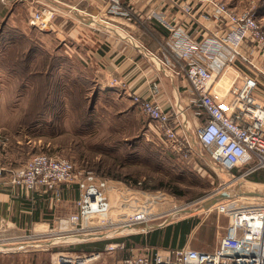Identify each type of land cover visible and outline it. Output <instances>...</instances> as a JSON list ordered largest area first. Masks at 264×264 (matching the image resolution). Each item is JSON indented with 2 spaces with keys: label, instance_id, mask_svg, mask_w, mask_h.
I'll use <instances>...</instances> for the list:
<instances>
[{
  "label": "built area",
  "instance_id": "obj_1",
  "mask_svg": "<svg viewBox=\"0 0 264 264\" xmlns=\"http://www.w3.org/2000/svg\"><path fill=\"white\" fill-rule=\"evenodd\" d=\"M105 1L108 13L128 16L121 0ZM161 4L179 5L198 32V36H193L188 31V20H167L157 7L160 4L148 11L147 17L168 31L162 48L177 65L175 72L184 75L194 92L193 114L198 123L194 127L183 107H162L155 99L160 92L158 81H152L146 94L132 93V101L155 122L164 142L184 156L193 150L187 134L193 128L194 139L220 170L229 173L238 165L249 164L246 174L264 168V98L258 93L264 79L263 26L251 8L237 10L222 0H161ZM194 6L201 8L200 14L195 15ZM55 13L54 7L41 4L31 11L29 23L39 30L48 29ZM158 60L170 66L165 58ZM229 68L235 70V76L227 88H214L216 74ZM6 139L0 138V148ZM4 171L0 165V184ZM8 173L9 182L22 191L41 188L50 192L55 201L60 200L61 184L77 187L75 211L58 217L54 228L35 234V239L45 238L43 241L88 234L114 238L142 233L168 222L151 227H147L148 223L184 207L163 190L133 192L126 186L127 192H120L110 180L91 170L76 169L71 160L62 156L33 154L23 164L10 167ZM117 190L119 194H114ZM207 210L227 217L213 250L181 246L154 253L133 252L116 264H264V196L234 195L229 200L216 201ZM118 245L121 244L108 242L104 248ZM18 249L24 248H14ZM100 255L101 251H58L55 262L90 264Z\"/></svg>",
  "mask_w": 264,
  "mask_h": 264
},
{
  "label": "rangeland",
  "instance_id": "obj_2",
  "mask_svg": "<svg viewBox=\"0 0 264 264\" xmlns=\"http://www.w3.org/2000/svg\"><path fill=\"white\" fill-rule=\"evenodd\" d=\"M222 1L237 10L251 8L264 28V0ZM3 13L4 11L0 12V17ZM2 21L11 26L10 18H0V22ZM48 29L39 30L32 25H27L21 28L24 32L22 35L8 29L1 33L0 44L6 49L12 41L20 40L22 58H28L26 52L30 45L40 48L43 55L45 50L49 51L44 45L48 49L59 46L58 39L49 31L47 32ZM22 60L20 71L24 74L20 77L12 72L14 68L11 66H7L6 63L0 64V138L7 137L6 142L10 141L11 144L20 147L18 156L16 154L20 162L16 161L15 166L23 164L27 158L37 153L62 156L71 160L76 169L91 170L96 175L110 180L109 183L120 188V192L126 193V186L128 191L133 192L163 190L174 197L176 204L185 207L180 208L182 211H176L179 209L177 208L173 214L149 223V225H155L167 218L170 220L168 223L139 234L145 238L144 242L148 246L140 252L154 253L158 250H173L181 246L211 251L216 247L219 236L224 231L227 217L220 213L209 212L207 209L210 205L207 206L206 200L221 193H225L226 197L220 200H229L234 195H248L243 193L247 191L259 192L249 196H264V168L244 174L250 168L248 164L238 165L229 173L224 172L213 166L207 151L199 144L196 145L200 146L201 154L187 152L184 156L173 150L169 143L164 142L155 122L151 121L140 107L132 113L131 120L127 119L123 111L128 104H131L130 97L126 95L124 98L127 105L123 102L122 107L117 106L115 99L102 95L96 84L93 85L88 81L89 83L85 85L74 75L70 77L82 87L85 100L81 102L79 98L75 99L74 95L71 96V103L68 99H56L52 103L54 113L46 117L47 100L31 97L32 90H35L33 88L35 82L27 81L31 68L26 59ZM229 69V75L235 74L232 68ZM218 78L219 75L215 77V80ZM261 82L258 93L264 98V79ZM103 98L109 103L104 104ZM118 114L123 115L122 125L115 123L112 119ZM196 123H198L197 119L194 127ZM187 134L190 140L194 141L193 128L187 131ZM242 175L245 177H241L240 180L250 183L242 185L243 183L239 181L229 182ZM157 181L167 188H177L181 194L175 195L165 188L141 187L143 182L151 187L156 185ZM259 185L262 188H259L261 187ZM117 192L118 190L113 191L114 194H119ZM71 205L73 208L76 207L75 200ZM66 206L67 203L64 201L59 208H66ZM189 209L191 211L187 212L186 210ZM181 225L185 231L177 234L176 231ZM55 226H57L56 221L48 227L32 225L21 231L14 229L17 232L15 234H13V228H6L4 235L6 237L18 235V239L25 243L41 242L45 238L35 239V234L48 231ZM14 239H6L4 240L6 242L2 244L8 247L19 245L17 239ZM73 244L77 243L34 248L29 245V252L26 253L12 252L13 247L8 250L0 249V264H56L55 253L58 251L84 252L72 249ZM104 251L105 248L101 251V255L90 264H113L115 260L110 253L108 260H103Z\"/></svg>",
  "mask_w": 264,
  "mask_h": 264
},
{
  "label": "crops",
  "instance_id": "obj_3",
  "mask_svg": "<svg viewBox=\"0 0 264 264\" xmlns=\"http://www.w3.org/2000/svg\"><path fill=\"white\" fill-rule=\"evenodd\" d=\"M121 1L128 16L108 13L105 0H0V12L4 11L0 18H10L12 27L25 28L30 25L29 16L33 8L44 3L49 4L56 9V13L47 32L58 39L59 46L51 49L46 45L44 47L62 57L71 75L85 85L89 82L96 84L102 95L115 99L117 106L123 104L127 95L131 104L127 105L124 102L127 105L125 110L131 108L133 112L139 109V105L132 101L131 94H146L152 81H158L160 92L155 99L165 109L183 107L189 121L195 124L194 92L184 75L175 72L177 65L173 64L169 53L162 48V44L167 40L168 31L154 19L148 18L147 14L150 9L160 4L157 7L163 11L167 20L176 23L188 20L191 22L188 31L193 36H198L194 21L177 4L164 6L161 0ZM199 12L201 13V8L194 6L195 15L200 14ZM149 51L153 52V55L148 54ZM154 54L168 60L170 66L161 64ZM235 65L241 67L239 63ZM229 70L216 74L219 78L214 80V88L220 91L227 88L235 76L229 75ZM190 141L192 153L201 154L200 146L196 145L199 143L195 139ZM9 144L10 141L6 147L0 148V165L5 168L4 178L0 184V245L6 242L4 240L14 238L19 244L25 243L18 239V235L6 237L5 229L13 228L15 234L17 232L14 229L21 231L32 225L48 227L58 217L75 211L76 207L73 208L71 204L78 196L77 187L69 184H61L60 201H55L50 192L41 188L22 191L12 185L9 182L8 170L15 167L16 161L20 162L17 159L20 147ZM241 177L243 175L229 182L239 181L243 183L242 185L250 183L240 180ZM64 201L67 203L66 208H59ZM139 234L141 233L114 237L124 239L115 241L121 244L117 248L105 250L103 260L107 261L110 253L115 260L113 264H116L122 257L146 249L148 246L144 242L145 238ZM107 239L112 238L98 240ZM28 247L18 250L13 248L12 252L26 253L29 252Z\"/></svg>",
  "mask_w": 264,
  "mask_h": 264
},
{
  "label": "trees",
  "instance_id": "obj_4",
  "mask_svg": "<svg viewBox=\"0 0 264 264\" xmlns=\"http://www.w3.org/2000/svg\"><path fill=\"white\" fill-rule=\"evenodd\" d=\"M13 30L17 34H24L21 29L9 26L6 22H0V35L1 33L5 32L6 30ZM2 48V49H1ZM20 40L12 41L8 48L5 49L4 46L0 44V49L2 50L0 55V64L7 66H11L14 68L12 70L13 73L19 75H23L21 73L20 66L22 63V59H26L28 65L30 66V71L28 72V82L33 83L35 82V90H32V96L36 99L43 98L46 99V117L52 115L54 113L53 109V101L56 99L66 100L71 103V96L74 95L75 99L79 98L82 102L85 100L83 96V89L78 85L73 79H71V72L67 68V66L63 63V59L60 56L55 55L53 52L44 51L43 55H41L40 48L34 45H30L27 48L26 55L28 58H22L20 52ZM39 53V54H38ZM13 54V55H11ZM59 85V87H58ZM32 88V89H33ZM81 93V95H80ZM77 94V96H76ZM98 98V97H97ZM102 99L104 104H108V100ZM64 109V108H63ZM62 109V111H63ZM126 109L123 113L127 116L128 120L132 119L133 111ZM56 112V111H55ZM122 113V112H121ZM123 115H117L112 117L113 121L119 125L123 124L122 119ZM126 123V122H125ZM141 187L149 189V188H165L168 189L170 192L174 193L175 195L181 194L177 188H167L163 186L161 182L157 181V184L151 187H148L146 184H141ZM170 222V221H169ZM184 228L181 225L177 229V234L183 233ZM124 238H112L107 240H97V241H87L81 242L77 244H73L74 248L72 249L84 252L90 251H102L104 248V244L110 241H123ZM182 244V243H181Z\"/></svg>",
  "mask_w": 264,
  "mask_h": 264
},
{
  "label": "water",
  "instance_id": "obj_5",
  "mask_svg": "<svg viewBox=\"0 0 264 264\" xmlns=\"http://www.w3.org/2000/svg\"><path fill=\"white\" fill-rule=\"evenodd\" d=\"M244 194L252 195V194H257L259 193L258 191H247L243 192ZM226 197L225 193L221 194H216L209 200H206V204L211 205L215 203L216 201L220 200L221 198ZM104 238L102 234H88L84 236H78V237H73V238H60V239H52V240H47L43 242H30V243H20L19 245H16L13 248H25L26 246H33V247H40V246H47V245H54V244H61V243H78V242H83V241H91V240H98Z\"/></svg>",
  "mask_w": 264,
  "mask_h": 264
},
{
  "label": "bare ground",
  "instance_id": "obj_6",
  "mask_svg": "<svg viewBox=\"0 0 264 264\" xmlns=\"http://www.w3.org/2000/svg\"><path fill=\"white\" fill-rule=\"evenodd\" d=\"M181 208H185V207H181ZM180 209V208H179ZM178 210V209H177ZM176 210V211H177ZM187 212H189V211H191L190 209L189 210H186ZM162 222H169V218H167V219H165L164 221H162ZM162 222H160V223H162ZM160 223H158V224H160ZM158 224H156V225H158ZM151 226H154V225H149V223H148V225H147V227H151ZM73 237H78V236H70V237H68V239L69 238H73ZM0 246H4L3 244L2 245H0ZM12 247H14V246H11V247H8V246H4V247H0V249H5V250H8V249H10V248H12ZM53 247V246H52ZM46 249V248H45ZM37 250V249H36Z\"/></svg>",
  "mask_w": 264,
  "mask_h": 264
}]
</instances>
